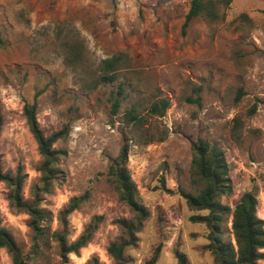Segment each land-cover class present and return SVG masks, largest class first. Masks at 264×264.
Wrapping results in <instances>:
<instances>
[{
  "label": "rangeland",
  "instance_id": "rangeland-1",
  "mask_svg": "<svg viewBox=\"0 0 264 264\" xmlns=\"http://www.w3.org/2000/svg\"><path fill=\"white\" fill-rule=\"evenodd\" d=\"M190 1L0 0L4 171L22 165L27 175L23 195L33 196L41 156L24 107L36 100L45 135L69 127L55 144L67 151L59 162L64 175L41 196L48 227L62 228L59 212L73 196L88 194V200L69 216L68 241L77 239L94 216L102 217L92 241L79 256L71 254L69 264H86L92 257L113 264L107 248L121 236L117 221L132 213L106 173L125 143L139 199L151 211L138 245L127 251L128 264H144L158 245L157 264H178L174 248L184 251L191 264H216L205 248L207 226L190 220L198 212L179 192H195L189 169L192 142L198 138L217 144L229 164L233 192L220 201L234 208L243 193L253 191L264 219V0H220L217 21L202 16L184 26ZM70 47L85 54L92 67L127 55L129 67L120 79L128 78L134 88L127 87L117 112L110 100L117 83L85 90L80 68L66 60ZM197 97L199 102L190 101ZM161 98L170 99L165 115H149V105ZM132 104L145 117L141 127L126 117ZM7 195L0 181L2 223L31 255L30 216L12 211ZM222 229V240L236 244L232 217ZM0 264H13L6 248L0 250ZM29 264H60L57 244Z\"/></svg>",
  "mask_w": 264,
  "mask_h": 264
},
{
  "label": "trees",
  "instance_id": "trees-1",
  "mask_svg": "<svg viewBox=\"0 0 264 264\" xmlns=\"http://www.w3.org/2000/svg\"><path fill=\"white\" fill-rule=\"evenodd\" d=\"M232 0H225L230 4ZM220 0H191L190 9L186 16L184 26H187L197 17H205L211 21H217L220 15ZM124 53H119L100 61L92 67L87 56L81 51H75L70 47L66 55L68 64L80 71V80L83 88L93 91L102 85L117 83V90L112 91L111 108L115 113L121 106L126 96L131 81L120 79L123 69L129 67V59ZM79 67V68H78ZM129 80L130 83H127ZM133 87V86H132ZM134 88V87H133ZM242 91L238 97L242 96ZM191 98V102H199ZM170 106L169 98H161L149 105L147 109L151 116H164ZM38 104L27 103L24 114L33 137L35 138L39 154L40 164L37 168L40 178L32 189L33 196L25 199L23 188L26 173L22 165L12 171H4L0 155V181L6 183L8 188L7 199L12 211L24 212L30 216L28 226L34 233V243L31 255L25 254L14 235L2 223L0 216V250L6 248L11 254L13 264H29V261L39 255L46 254L53 243L58 246L60 264H69L70 255H80L81 249L87 247L102 220L100 216H94L77 239L68 241L69 216L88 200V194L73 196L59 212L58 220L62 228L51 230L48 227L47 211L41 206V196L51 193L53 186L60 183L63 170L59 166L60 160L67 155V151L55 147V144L64 139L69 133L68 125L45 135L37 118ZM126 117L129 123L141 127L145 117L139 111L137 104H132L127 110ZM4 125V116L0 102V134ZM129 146L123 144L120 154L112 159L106 175L115 188L119 199L128 205L132 213L131 218H120L118 223L122 233L120 238L112 241L107 252L113 260V264H128L127 251L130 247H136L139 243V234L142 232L145 221L150 218V209L139 199L137 183L132 178L128 168ZM230 167L224 151L215 143L198 138L192 142V161L189 169L190 184L195 192L180 189V194L186 199L187 205L193 211L198 212L190 217L193 223L204 224L208 228L205 245L215 258L216 264H262L264 261V219L259 217L258 200L253 191L242 194L235 207L220 201L222 196L233 192V184L229 175ZM175 192V191H170ZM205 212V213H202ZM232 217V231L236 244L224 242L221 238L223 223L226 218ZM162 245H158L154 255L144 264H157ZM174 254L178 264H191L187 254L180 248H174ZM86 264H103L97 257H92Z\"/></svg>",
  "mask_w": 264,
  "mask_h": 264
}]
</instances>
